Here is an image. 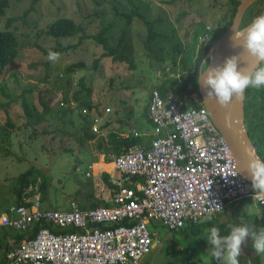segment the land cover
<instances>
[{
  "label": "rangeland",
  "instance_id": "1",
  "mask_svg": "<svg viewBox=\"0 0 264 264\" xmlns=\"http://www.w3.org/2000/svg\"><path fill=\"white\" fill-rule=\"evenodd\" d=\"M129 1L138 4L148 19L157 20V29L170 37L172 43L178 38L185 45L186 32L193 34L199 23L205 24V29L210 27L211 31L216 23L229 19L232 7L230 0L35 1L32 10L11 25L21 49L15 63L0 73V214L15 204L16 177L31 165L44 168L51 175L45 198H41L38 191L33 194V198H41V208L69 209L70 203L81 207L92 199L108 196L99 174L86 175L85 172L89 171L91 161L97 160L91 157V153L94 157L98 154L96 149L106 156L114 151L106 145L99 148L93 141L81 146L75 138L84 131L89 132L90 115L100 116L102 123L108 122L114 132H129L133 128L143 140L152 139V125L144 110L149 94L159 77L164 74H168V78L179 77V69L170 65L172 43H167L166 38L147 44V30L139 19L134 18L126 26L122 18L113 15L112 7L119 11L132 8ZM30 4L31 0H9L0 18V30L4 29L7 18L20 17ZM59 17H70L81 23L85 36L105 27L103 35L109 45H114L123 32L121 50L134 60L135 68H128L125 62L112 61L110 57L101 58L94 65L102 49L92 39L85 37L78 43L80 35L69 38L47 35L45 29ZM49 51L60 54L54 64L46 59ZM70 65H76L74 70L64 72ZM80 80L90 89V104L97 107L99 115L94 110L78 109L77 105L59 106L65 92H69L71 98ZM32 85L50 90L55 85L60 86L50 104L53 112L41 116L37 94L25 92ZM254 102V96L247 99L244 116L249 135L253 141L258 140L264 157V139L251 118L255 114ZM23 104L27 113L23 111ZM261 105L256 103V113L264 120ZM105 107L109 108L108 113H104ZM64 109L71 112L64 113ZM112 171L111 174L115 172ZM26 190L29 191V187ZM213 217V227L220 229L221 236L227 232L224 224L229 221H235L234 226L247 223L254 231L264 229V207L252 197L233 202ZM147 227L156 234L154 246L139 264H221L210 256L211 246L204 238L208 229L192 232L191 227H185L170 231L154 221ZM252 243L251 238H246L241 245L240 264H264V254L257 255Z\"/></svg>",
  "mask_w": 264,
  "mask_h": 264
},
{
  "label": "built area",
  "instance_id": "2",
  "mask_svg": "<svg viewBox=\"0 0 264 264\" xmlns=\"http://www.w3.org/2000/svg\"><path fill=\"white\" fill-rule=\"evenodd\" d=\"M209 29L203 39H209ZM186 89L192 90L191 83ZM59 106L65 104L61 101ZM103 111L108 113L109 108ZM146 117L152 124L147 144L108 154L115 172L108 175L114 189L107 205L41 208L32 196L29 205L13 204L0 214L2 227L21 232L39 226L32 237L5 253L3 264H139L154 246L150 222L177 231L234 201L253 198L251 181L238 172L197 91L167 90L161 95L153 89ZM101 124L100 116H89L90 133L106 143ZM95 164L89 165L86 175L99 168Z\"/></svg>",
  "mask_w": 264,
  "mask_h": 264
},
{
  "label": "trees",
  "instance_id": "3",
  "mask_svg": "<svg viewBox=\"0 0 264 264\" xmlns=\"http://www.w3.org/2000/svg\"><path fill=\"white\" fill-rule=\"evenodd\" d=\"M37 0H31V4L22 11L21 16L19 17H10L6 19L4 29L0 30V73L3 72V69L13 65L15 63L16 58L20 52V43L15 36L13 29H11V25L14 21L23 19L30 10H32V5ZM231 1V14L229 19H225L222 22L216 23L215 26H212L211 31H208L209 39H203V35L207 33L205 29V24L199 23L196 26L193 34L189 35V32L184 34V38L186 39V45L182 44V42L177 38L175 40H170V37L162 34L157 29V20H150L146 17V15L140 10L138 4L129 1L130 5L133 7L128 11H119L115 7H112L113 15L120 17L123 19L124 24L127 26L132 23L134 18L139 19L147 30V44H151L154 41L160 40L162 38H166L167 43H172L169 53H171L170 65L173 67H178L179 69V77L170 76L168 78V74H164L162 77H159L160 80L157 84H155L152 88L159 90L161 95H165L167 90H172L177 92V94H182V92H191L198 91L197 87V79L198 72L201 64L203 63V67L207 63V59L203 60L205 55L208 54L211 46L215 43L214 41L218 38V36L227 30L230 26L237 6L241 0H230ZM264 3V0H257L254 2L244 13L242 23L240 25V29L248 25L254 17L259 16L262 11L261 4ZM9 0H0V18L4 15L5 9L8 7ZM84 29L81 23H76L70 17H59L55 19L51 24L45 29V33L54 38H64V37H73L75 35H80L78 37V43H81L82 39L89 38L92 39L97 45H99L102 49V52L99 54L98 58H96L93 63L97 65L99 60L104 57H110L112 61L117 62H125L128 68H135L134 60L126 56L121 50V45L123 41V32L120 33L118 39L114 45H109L106 37L103 35L106 31V28H101L98 30L96 34L86 35L83 33ZM214 42V43H213ZM213 43V44H212ZM212 44V45H211ZM210 47V48H209ZM208 51V52H207ZM77 65H80L78 63ZM162 65V64H160ZM76 65H70L65 68L64 72L71 73L74 70ZM69 83V82H68ZM191 83L192 90H187L186 85ZM79 88L74 89L72 92L71 98L68 97V94L62 96V102L66 107L70 106V101L74 103V106L78 109H85L87 111L94 110L98 115L96 106H91L90 104V89L85 87L83 80L78 82ZM60 86H54L53 90L50 89H42L38 88L37 85H32L25 92H35L37 94V102L41 107V116H46L48 113L53 112L50 104L52 103V99L54 98L55 91L59 90ZM249 89L245 91V96L253 94L254 97H258L259 103L264 101V89H256V92H248ZM151 91V94H152ZM149 94V97H151ZM23 111L27 113V107L23 104ZM73 107V106H71ZM63 109V108H62ZM146 110V109H145ZM64 113L71 112V110H63ZM9 117V116H8ZM245 122V121H244ZM151 123V122H150ZM246 124V123H245ZM152 125V124H151ZM109 126L108 122L102 123L99 127L101 130H104ZM247 129V128H246ZM248 132V129H247ZM249 135V133H248ZM75 138L79 141V144L82 146L89 140L96 138L93 133L84 131L81 136H75ZM108 138V139H107ZM249 138L256 148V152L258 157L261 160H264L260 150L256 146V142L253 141L249 135ZM143 139L139 136L127 135L126 137H118L116 133L109 131L106 134V143L102 139L97 140V146L101 148L102 145H106L110 150L114 151L113 153L119 154L126 150L127 147L132 146L134 144L142 143ZM105 158H107L104 162H110L111 160L103 154ZM99 179L102 182L105 190L108 193L114 189V185L108 180V173L101 172L99 175ZM51 180V175L44 168H38L33 165L29 166L23 172H20L16 177V185L14 189V194L16 197L15 204H23L29 205V199L33 196L35 192H39L42 197L45 198L46 191L48 189L49 183ZM27 187H29V191H27ZM39 198V202L41 200ZM233 204L230 203L229 205ZM99 205H107L106 197L102 196L101 199H92V201L88 204H83L81 209L93 208ZM228 205V206H229ZM225 207L224 209L228 208ZM223 209V210H224ZM7 210V209H6ZM215 223V219L213 215L205 222L201 221L198 223H189L183 228H192V232H204L206 229H210L213 227ZM228 225H235V221H229L224 224V227L227 228V232H224V235H227L230 231ZM39 228L38 225L32 227L30 231H16L11 228H6L0 226V264L4 263L5 253L18 245L23 239L32 237L34 232ZM51 230H55L53 227H50ZM182 229V228H181ZM67 231H73V229H67Z\"/></svg>",
  "mask_w": 264,
  "mask_h": 264
},
{
  "label": "clouds",
  "instance_id": "4",
  "mask_svg": "<svg viewBox=\"0 0 264 264\" xmlns=\"http://www.w3.org/2000/svg\"><path fill=\"white\" fill-rule=\"evenodd\" d=\"M233 40L234 46L241 48L243 53L256 61V66L238 69L241 55H233L226 58L222 65L201 70L198 79V83L206 90L205 99L215 100L221 108H226L233 100L242 102L249 88L264 87V15L254 17L242 31L235 30ZM59 58L60 54L53 51H49L46 56L53 64ZM246 170L255 193L253 201L264 203V160L258 157L249 159ZM228 228L230 231L224 236L220 235L217 227L207 230L204 238L211 246L212 258L221 261V264H240L238 258L246 238L253 241L252 248L257 255L264 254V229L254 231L244 222L240 226L228 225Z\"/></svg>",
  "mask_w": 264,
  "mask_h": 264
},
{
  "label": "water",
  "instance_id": "5",
  "mask_svg": "<svg viewBox=\"0 0 264 264\" xmlns=\"http://www.w3.org/2000/svg\"><path fill=\"white\" fill-rule=\"evenodd\" d=\"M255 1L257 0H241L239 2L230 26L227 28V30L222 32L214 41L216 42L218 40V49L214 57L208 59L204 67L203 63L201 64L198 72V79L201 70L206 69V67H215L217 65H222L226 58H229L233 55H238L242 52L241 48L234 46V32L235 30L242 31L247 26L246 25L245 27L240 29L244 13L246 12L247 8L252 5ZM260 15H264V9L261 11ZM247 66H256V61L245 54L244 57L238 62V69L245 68ZM198 79L197 87L202 104L208 110L212 122L218 128V131L222 135L225 143L228 144L238 172L251 181L250 175L246 170V166L249 159L258 157V154L249 138L245 126L244 100L242 102H235L233 100L231 103H229L226 108H221L219 105L216 104L215 100L208 101L205 99L206 90L201 87L200 83H198ZM247 144H249V146L253 148L255 157H253L252 155L248 157L246 155L244 151V146ZM34 201L35 198L32 199V202Z\"/></svg>",
  "mask_w": 264,
  "mask_h": 264
},
{
  "label": "crops",
  "instance_id": "6",
  "mask_svg": "<svg viewBox=\"0 0 264 264\" xmlns=\"http://www.w3.org/2000/svg\"><path fill=\"white\" fill-rule=\"evenodd\" d=\"M145 109H146V106H145ZM144 109V110H145ZM109 115H107L106 117H108ZM145 116H146V110H145ZM106 119V118H105ZM120 128H123V127H119V129ZM104 131H105V133L107 134L109 131H111V132H114V131H112V130H110V125H109V129H108V127L107 128H105L104 129ZM132 131H135V132H137L136 130H134L133 128L132 129H130V131L129 132H124V131H120V132H114V133H116L117 134V136L118 137H121L122 138V136H126V135H133L132 134ZM138 133V132H137ZM139 134V133H138ZM139 137H141V135L139 134ZM108 139V138H107ZM97 140V137L96 138H94V139H92V140H89L90 142H92L93 143V145H94V143H95V146H97V142H95ZM88 142V141H87ZM142 143H145V144H147L148 143V141H145V140H142L141 141ZM91 147H92V144H91ZM96 152H98V154L96 155V157H94V155L91 153V157H93V158H97V160H93V161H91V162H95L96 164H95V167H99L98 169H96V170H94L93 172H92V175H95V172H97V174H99L100 175V173L103 171V172H107L108 173V175H109V173H111V172H113L112 170H114L113 168H112V164L110 163V162H107V163H105L104 161L107 159V158H105L104 157V155H102V154H100V152H99V150L98 149H96ZM108 156V155H107ZM108 158L110 159V157L108 156ZM111 160V159H110ZM104 162V163H103ZM98 163H100V164H104L105 165V167L104 168H101V166H98L97 164ZM133 182H134V180H132V182H130V184H133ZM109 194V193H108ZM106 197V196H105ZM107 198V197H106ZM53 208H55V207H53ZM211 217V216H210ZM210 217H208V218H206L205 220H203V222H205V221H207Z\"/></svg>",
  "mask_w": 264,
  "mask_h": 264
},
{
  "label": "flooded vegetation",
  "instance_id": "7",
  "mask_svg": "<svg viewBox=\"0 0 264 264\" xmlns=\"http://www.w3.org/2000/svg\"><path fill=\"white\" fill-rule=\"evenodd\" d=\"M256 2V1H255ZM251 6V5H250ZM249 6V7H250ZM261 6H262V10L264 9V3L263 4H261ZM248 7V8H249ZM247 8V9H248ZM263 89H264V87H262ZM261 89V88H260ZM256 89H253V88H249V90H248V92H256L255 91ZM251 96H253V95H248V97H246L245 96V98H244V111H245V106L247 105V99H249ZM254 100H255V102H254V104L253 105H255V114L254 115H252V121H253V123H254V125L257 127V129H258V133H259V136L260 137H262L263 139H264V120H262V118H261V116L259 115V113H256V103L257 102H259V99H258V97L256 96V97H254ZM260 104H262L261 106H260V110L262 111L264 108H263V104H264V101L263 102H261ZM244 121H245V123H246V117L244 116ZM246 128L248 129V133H250V130H249V128L247 127V124H246ZM256 142V146L258 147V140H256L255 141ZM256 149V148H255ZM259 149V148H258ZM262 154V153H261Z\"/></svg>",
  "mask_w": 264,
  "mask_h": 264
},
{
  "label": "bare ground",
  "instance_id": "8",
  "mask_svg": "<svg viewBox=\"0 0 264 264\" xmlns=\"http://www.w3.org/2000/svg\"><path fill=\"white\" fill-rule=\"evenodd\" d=\"M212 48V49H211ZM211 48H210V50H209V52H208V54L206 55V59L208 60V59H211V58H213L214 57V55H215V53H216V51H217V49H218V40L211 46ZM241 55V59L244 57V55H245V53H243V52H241V53H239L237 56H240ZM246 149H247V151H246ZM244 151H245V153H246V155L248 156V157H250V155H252L253 157H255V154H254V152H253V148H251L250 146H249V144H247V145H245L244 146ZM104 164L101 166V168H104Z\"/></svg>",
  "mask_w": 264,
  "mask_h": 264
}]
</instances>
